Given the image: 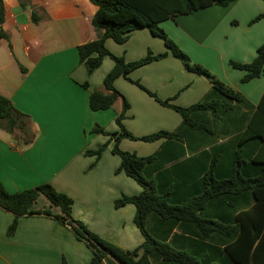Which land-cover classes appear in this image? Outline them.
I'll return each mask as SVG.
<instances>
[{
	"label": "crops",
	"instance_id": "obj_1",
	"mask_svg": "<svg viewBox=\"0 0 264 264\" xmlns=\"http://www.w3.org/2000/svg\"><path fill=\"white\" fill-rule=\"evenodd\" d=\"M2 3L0 31L8 37L0 39V94L29 116L35 135L31 142L23 143L17 132L11 134L0 128L1 183L15 192L50 182L73 198V215L90 229L123 250L136 248L144 241L134 222L136 208L132 203L115 208L113 202L122 194L140 193L141 186L123 171H116L120 157L111 152L113 140L91 168L95 155L83 154L108 139L90 131L94 124L106 131L118 130L115 117L121 109V99L108 109L89 108V92L102 89L103 77L113 66V59L105 56L87 75L78 58L77 46L97 36L92 25L97 6L89 0H30L26 6L19 0ZM263 12V0H233L225 6L212 4L164 19L159 25L193 62L206 67L256 106L264 91V66L259 76L242 82L246 71L233 68L229 61L247 63L254 58L264 41V16L251 20ZM153 36L147 28H140L133 30L126 42L119 44L108 38L105 46L132 61L150 49L154 53L163 50L159 43L152 45ZM135 80L160 99L183 107L200 101L211 86L208 78L185 69L169 52L131 71L128 78L118 77L114 86L129 103L122 122L135 136L176 131L181 124L178 112L159 104L132 82ZM85 81L88 88L82 86ZM251 109L240 103L221 111L217 118L209 111L200 112L205 127L182 128L179 137L150 142L123 138L119 146L139 156L156 153L161 166L156 173L159 182L178 184L177 195L186 197L199 191L213 157L216 176L230 174L232 152ZM243 195L249 205L254 202L246 191L232 196L237 207L213 199L203 211L220 222L224 218L238 224ZM45 205L46 200L40 197L35 207ZM13 217L0 208V264H61L62 258L68 264H85L90 260V248L54 218L21 216L14 234L8 236ZM167 223L152 215L147 226L155 230ZM172 232L180 233L177 227ZM201 242V248L207 250L203 255L221 263L226 256L221 255V236H207Z\"/></svg>",
	"mask_w": 264,
	"mask_h": 264
},
{
	"label": "trees",
	"instance_id": "obj_2",
	"mask_svg": "<svg viewBox=\"0 0 264 264\" xmlns=\"http://www.w3.org/2000/svg\"><path fill=\"white\" fill-rule=\"evenodd\" d=\"M89 1L97 6L92 16V25L97 36L77 46L79 61L84 64L87 75H90L105 56L113 59V66L103 77L102 89H93L89 92V108L92 111L108 109L121 99V109L115 117L118 130L115 135L109 134V142L113 140L111 152L120 157L116 171H123L133 178L142 190L138 194H122L114 200V207L118 208L127 203L134 204L136 208L134 222L143 234L144 241L132 250H123L100 237L88 229L82 221L72 216V198L55 189L49 182L9 192L0 181V208L14 216L7 228V235L14 234L21 216L44 215L68 226L75 238L90 248L92 256L85 264H250L251 261L254 264H264V91L256 106L249 104L243 95L222 82L206 67L193 62L158 26L164 19L179 14H189L212 4L225 6L233 0ZM19 3L21 6H26L30 4V0H19ZM3 10V3L0 0V22L3 21ZM263 16L264 12L256 15L251 22ZM32 17L36 21L34 12ZM140 28H147L154 35L160 36L185 69L204 75L211 83L209 90L200 101L183 107L171 103L170 99H160L137 80L132 81L154 97L159 104L179 113L181 124L176 131L159 130L135 136L122 123L129 109V103L115 88L114 81L118 77L128 78L131 71L151 61L159 60L168 53L148 51L138 59L127 61L122 55H115L106 48V39L110 38L122 44L127 41L133 30ZM7 37V34L0 31V39ZM229 63L233 68L246 71L241 78L242 82L259 76L264 66V41L258 46L256 55L250 62L240 63L230 60ZM82 86L88 88V82H83ZM240 103L252 108V112L247 116L244 129L237 141V148L232 152L230 174L216 176L214 172L216 158L213 157L210 168L201 178V188L189 196L177 195L178 184L159 182L156 173L161 166L156 153L139 156L119 147V142L123 138L150 142L160 138L179 137L182 128L205 127L200 112L209 111L214 118H217L221 111ZM0 128L11 134L17 132L18 138L23 143L31 142L35 135L29 116L17 109L12 101L2 94H0ZM91 131L107 133L98 124H95ZM107 145L108 142H105L95 149L84 151L85 155L96 156L90 167L96 165ZM246 191L252 195L254 202L249 205V200L242 196L244 207L238 213L240 219L238 224L224 218H221L220 222L203 211L206 203L213 199L237 207L232 203V196L236 197ZM40 197L46 200L47 205L36 208L35 205ZM152 215L168 223L152 230L147 226V221ZM174 227H177L180 233L172 232ZM218 235L221 236L223 245L221 255H226L221 259V263L207 259L205 256L207 250L200 245L204 237L215 238ZM61 264L68 263L62 258Z\"/></svg>",
	"mask_w": 264,
	"mask_h": 264
},
{
	"label": "rangeland",
	"instance_id": "obj_3",
	"mask_svg": "<svg viewBox=\"0 0 264 264\" xmlns=\"http://www.w3.org/2000/svg\"><path fill=\"white\" fill-rule=\"evenodd\" d=\"M158 26L160 27V28H162L163 29V27L161 26V25H159L158 24ZM164 30V29H163ZM165 31V30H164ZM166 32V31H165ZM167 34V33H166ZM168 35V34H167ZM168 37L169 38H171V36L170 35H168ZM172 39V38H171ZM160 44V46H161V48L163 49L161 52H169V53H171L170 52V50L166 47V45L164 44V42H163V39L160 37V36H158V35H154L153 36V42H152V45H154V44ZM150 51L151 52H153L151 49H150ZM154 53V52H153ZM187 54V53H186ZM188 55V54H187ZM116 122V121H115ZM123 123V122H122ZM117 124V123H116ZM95 125V124H94ZM99 125V124H98ZM124 125V124H123ZM100 127H102L101 125H99ZM118 126V125H117ZM104 130V129H103ZM91 131V130H90ZM105 132H107V133H102V132H97L96 134H98V133H100V134H103V135H106V136H108V139L105 141V142H108L109 143V140H110V135L109 134H113V135H115V133H116V131H114V132H110V131H106V130H104ZM92 132V131H91ZM92 133H94V132H92ZM132 140H138V139H132ZM129 141V142H132V143H136L135 141ZM142 141V140H141ZM105 142H103V143H105ZM137 142H140V141H137ZM146 142V141H145ZM103 143H99V144H103ZM99 144H97V146L99 145ZM97 146H96V148H97ZM107 147V146H106ZM105 147V148H106ZM120 147V146H119ZM121 148V147H120ZM91 149H95V148H91ZM122 149V148H121ZM86 150V149H85ZM84 150V151H85ZM84 151H83V154H84ZM103 152V151H102ZM101 152V153H102ZM135 153V152H134ZM85 155V154H84ZM138 155V154H137ZM85 156H90V155H85ZM96 157V156H95ZM95 161V160H94ZM93 161V162H94ZM92 162V163H93ZM90 165H91V163H90ZM90 165H89V168H91L90 167ZM43 183V182H42ZM50 183V182H49ZM59 191V190H58ZM68 195V194H67ZM69 197H71L70 195H68ZM72 198V197H71ZM72 200H73V198H72ZM72 205H73V203H72ZM113 205H114V202H113ZM72 213V216L74 217V218H76L74 215H73V212H71ZM76 219H78V218H76ZM78 220H80V219H78ZM80 221H82V220H80ZM83 222V221H82ZM84 223V222H83ZM85 224V223H84ZM86 226H87V224H85ZM88 227V226H87ZM88 229H90L89 227H88ZM92 232H94V233H96L97 235H99L100 237H102V238H104L105 239V237L104 236H102V235H100V234H98L97 232H95L94 230H92V229H90ZM107 240V239H106Z\"/></svg>",
	"mask_w": 264,
	"mask_h": 264
}]
</instances>
